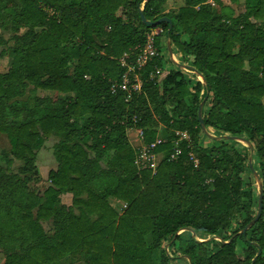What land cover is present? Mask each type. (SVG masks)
Returning a JSON list of instances; mask_svg holds the SVG:
<instances>
[{"label": "trees", "instance_id": "obj_1", "mask_svg": "<svg viewBox=\"0 0 264 264\" xmlns=\"http://www.w3.org/2000/svg\"><path fill=\"white\" fill-rule=\"evenodd\" d=\"M164 1H145L142 13L169 17L168 33L167 22L142 23L143 0H0V134L10 145L0 154V264H264V0H243L239 13L221 0L161 13ZM157 26V54L136 65ZM162 37L205 85L164 64ZM158 126L165 139L155 142ZM127 128L164 153L154 170L136 168ZM224 135L248 140L262 183L260 216L243 233L258 192L248 147L215 138ZM51 136L56 168L40 195L29 182ZM108 197L125 203L120 213Z\"/></svg>", "mask_w": 264, "mask_h": 264}, {"label": "rangeland", "instance_id": "obj_2", "mask_svg": "<svg viewBox=\"0 0 264 264\" xmlns=\"http://www.w3.org/2000/svg\"><path fill=\"white\" fill-rule=\"evenodd\" d=\"M144 2L143 1L141 4H140V9H143V5H144ZM181 0H178L177 2L169 5L167 3V0L164 1V4L162 5V8L163 9L161 11V13H173L177 7H178V4H181ZM232 6V7H231ZM231 6H229V8H233V10L235 12H240L242 11V1H240L239 3H236V4H231ZM160 27H153V28H150L149 31H147L146 35L148 34L149 35V38L150 36H154L156 35V31L157 29H159ZM9 34L5 35V38L8 37ZM162 40V53H163V59H164V64L166 66H171V67H175V64L173 65L172 62L174 63H178V64H186V62H184L183 60H181V58L179 57V53L177 52H174V54L171 55V57L169 56L168 52H167V48L166 46H164L165 42H166V38L162 37L161 38ZM8 44H11V41L8 43ZM146 48V46H145ZM2 48L0 47V50ZM138 53H141L140 51ZM130 61V60H129ZM172 64V65H171ZM187 65V64H186ZM8 66V57L5 56V55H0V72L1 71H4ZM186 68L185 67H181V70L184 72V73H187V70H185ZM190 74V73H189ZM35 93H37V95L39 96H45V95H50L51 92L50 91H45V90H40V89H37L35 91ZM140 130V129H139ZM138 132L139 136L141 135V130L140 131H136ZM134 133L131 131V130H128V135L131 136L132 138V145H136L137 142H136V139L132 137ZM54 141V138H48L44 141V146L37 150V157H36V160L34 161L35 163V173H33V175L31 176L32 178H36V179H32L30 182H29V188L30 189H33V188H36L37 189V193L41 195L42 193V190L44 189V187L46 186V182H47V172L48 170L51 168L52 166V163H53V158H52V154H51V144L52 142ZM240 145L239 146H247L244 142H241V141H237ZM146 148V146H145ZM144 148V149H145ZM9 149H10V145H9V142H8V139L0 134V154L3 152V151H7L9 152ZM138 150L136 151V155L134 158H136L137 156V153ZM12 158V157H10ZM144 163L142 164L141 162H139V165H136V168H142V165L143 166H149L152 162L153 164L156 162V160H153V161H149L147 162V160H144L143 161ZM254 158H252V163L254 164ZM0 164L2 165H5L4 163V160H0ZM21 164V162H19L18 160L16 159H12V163H11V167H12V170L13 171H16L17 167ZM53 166H54V163H53ZM248 172V171H247ZM254 180H255V187H254V192L256 194V192H258V182L256 180V177L252 174ZM70 194H65L62 196L61 198V201L64 203V204H69L70 203ZM120 206V205H119ZM117 206V210L120 211L121 210V206L119 207ZM46 228L47 225H46ZM179 234V236L181 238H187L188 237V230H185V229H181L177 232ZM198 240H202V238H197ZM203 239H207V238H203ZM215 239L218 240V238L216 237ZM168 244V243H167ZM167 248V245L166 244H161L160 248ZM240 247V243L237 244V248ZM160 250L161 249H156L154 251V260L156 261L158 259V256H159V253H160ZM171 250V249H170ZM167 253L169 251H166ZM3 254L0 253V263L3 261ZM179 264H188L187 260L186 259H180L179 260Z\"/></svg>", "mask_w": 264, "mask_h": 264}, {"label": "built area", "instance_id": "obj_3", "mask_svg": "<svg viewBox=\"0 0 264 264\" xmlns=\"http://www.w3.org/2000/svg\"><path fill=\"white\" fill-rule=\"evenodd\" d=\"M156 32H157L156 35L159 33H162V29L159 28V29H157ZM154 36H150V38H149V35L148 34L146 35V43H145L144 47L140 50L141 53H138L135 57L136 65H138V66L143 65L147 59H149L151 56L157 54V50H156V47L154 45ZM145 46H146V48H145ZM120 62L123 66L127 67V71H129V72L133 71V67L128 65V63H127V56L126 55L120 58ZM127 82H128V80L126 78V75L124 74L123 81L119 85V87L122 89H127V85H126ZM131 88L133 90H139V88H140V81H139L137 75H134V83L131 84ZM175 134L178 136L179 140H181V139L188 140L189 139V135L185 131H175ZM155 142H159V141H155ZM153 145H154V143H150L149 145L146 146L145 149L139 150L137 152L138 154L134 160V163L136 165H139V162H141L143 164L144 160H147V162L152 161L150 151H152ZM179 153H180V148L179 147H173V152L169 155V159H176ZM189 156L193 158L192 153H189ZM193 161L196 162V159L193 158ZM142 167H146V166L142 165ZM147 167L151 168L152 165L150 164Z\"/></svg>", "mask_w": 264, "mask_h": 264}, {"label": "water", "instance_id": "obj_4", "mask_svg": "<svg viewBox=\"0 0 264 264\" xmlns=\"http://www.w3.org/2000/svg\"><path fill=\"white\" fill-rule=\"evenodd\" d=\"M143 1H148V0H143ZM139 15H140V18H141V21L142 23L147 26V27H151L153 25H157L161 22H167L168 24V28H167V33L169 32V30L171 29L172 27V22H171V19L167 16H161L155 20H148L145 18V16L143 15L142 13V9H139ZM165 45H166V48H167V52L169 54V56L171 57L172 55V51H171V47H170V41L168 38H166V42H165ZM177 66L179 67H185V68H189L190 70H192L193 72L197 73V71L195 69H193L192 67L190 66H187L185 64H178V63H175ZM199 74V73H197ZM200 75V74H199ZM201 76V75H200ZM201 79H202V83L203 85H205V81H204V78L201 76ZM202 103L203 101H201L198 105V112H197V118H198V121H199V125L201 127V129L206 132L208 134V132L206 131L205 129V126L203 124V120H202V116H201V107H202ZM211 137H213L212 135H210ZM225 138V139H234V140H237V141H241V142H244L248 149H249V155H248V165H249V168L250 170L252 171L253 175L256 177V180L258 182V199H257V209H256V212L253 216V218L245 224V226L240 230L241 233H243L249 226H251L255 221H257V219L259 218L260 216V213H261V206H262V183H261V180L257 174V172L254 170L253 166H252V156H251V150H252V147L251 145L249 144L248 140L245 139L244 137L242 136H230V135H224V136H219V137H215L216 139H220V138ZM192 235H193V232H192ZM208 239V238H207ZM257 253H259V250L257 251Z\"/></svg>", "mask_w": 264, "mask_h": 264}, {"label": "crops", "instance_id": "obj_5", "mask_svg": "<svg viewBox=\"0 0 264 264\" xmlns=\"http://www.w3.org/2000/svg\"><path fill=\"white\" fill-rule=\"evenodd\" d=\"M178 0H167V3L169 4V5H171V4H173V3H175V2H177ZM182 1V0H181ZM240 1H242V10H243V0H239L238 1V3L240 2ZM210 2V4L212 5V6H215V3L213 2V1H209ZM221 2L225 5V6H227V7H229V6H231V4H236L235 2H233V1H231V0H221ZM181 4H182V2H181ZM181 4H178V6L179 5H181ZM232 7V6H231ZM232 10H233V8H231ZM234 11V10H233ZM235 12V11H234ZM241 12V11H240ZM235 13H239V12H235ZM166 46V45H165ZM172 51V50H171ZM172 54H174V52H172ZM180 56V55H179ZM173 63V62H172ZM245 63H246V61H245ZM174 64V63H173ZM176 65V64H175ZM186 65V64H185ZM177 66V65H176ZM246 66V65H245ZM185 70H187V73H185V74H189V73H193V71L192 70H190L189 68H186ZM195 73V72H194ZM197 74V73H196ZM196 79H198V80H200V81H202V79H201V76L199 75V74H197L196 75ZM162 128H161V126H158V128H157V134H156V138H155V141H162V140H164L165 138H163V136L161 135V133H162V130H161ZM128 130H131L134 134L132 135V137L133 138H135L136 139V142H137V144L136 145H132V143H133V141H132V138H131V136H129L128 135ZM136 131H140L139 129H137V128H127L126 129V131H125V134H126V137H127V140H128V142H129V144L131 145V147L133 148V149H135L136 151L138 150H142V149H144L145 148V146H147V144L146 143H144L143 142V137H142V132H140L141 133V135L139 136V134H138V132H136ZM50 138H54L53 136H51V137H49V139ZM48 139V138H47ZM46 140V139H45ZM44 140V141H45ZM54 140H55V138H54ZM43 146H44V143H43ZM42 146V147H43ZM41 147V148H42ZM40 148V149H41ZM150 153H151V159H152V161L153 160H156V162L153 164V162L151 163V165H152V170L155 168V166L158 164V162L164 157V153L163 152H159V153H154V152H152V151H150ZM136 155V154H135ZM52 156V155H51ZM10 157H12V156H10ZM36 157H37V152H36ZM52 158H53V156H52ZM12 159L14 160V159H16V158H14V157H12ZM16 160H18V159H16ZM36 160V159H35ZM134 160H135V158H134ZM19 161V160H18ZM20 162V161H19ZM53 163H54V166H53ZM53 163H52V166H51V168L49 169V170H51V169H55L56 168V161L54 160V158H53ZM135 164V163H134ZM48 170V171H49ZM48 173V172H47ZM107 200H108V202H109V204L118 212V213H120L121 211H122V209L125 207V203L124 202H122V201H120V200H117V199H115V198H113V197H108L107 198ZM121 206V210L120 211H118L117 210V206ZM119 206V207H120Z\"/></svg>", "mask_w": 264, "mask_h": 264}]
</instances>
